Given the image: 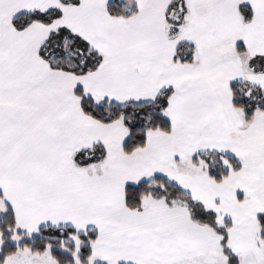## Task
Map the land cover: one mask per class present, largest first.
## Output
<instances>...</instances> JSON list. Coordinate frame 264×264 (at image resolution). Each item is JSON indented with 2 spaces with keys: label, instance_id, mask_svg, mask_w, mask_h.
Here are the masks:
<instances>
[{
  "label": "snow or ice",
  "instance_id": "1",
  "mask_svg": "<svg viewBox=\"0 0 264 264\" xmlns=\"http://www.w3.org/2000/svg\"><path fill=\"white\" fill-rule=\"evenodd\" d=\"M0 264H264V0H0Z\"/></svg>",
  "mask_w": 264,
  "mask_h": 264
}]
</instances>
